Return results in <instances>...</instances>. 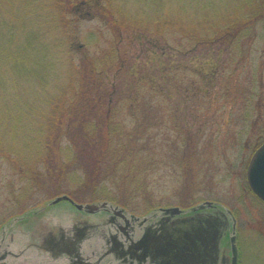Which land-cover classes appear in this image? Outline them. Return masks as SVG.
Returning a JSON list of instances; mask_svg holds the SVG:
<instances>
[{"label":"rangeland","instance_id":"rangeland-1","mask_svg":"<svg viewBox=\"0 0 264 264\" xmlns=\"http://www.w3.org/2000/svg\"><path fill=\"white\" fill-rule=\"evenodd\" d=\"M157 5L154 14L150 0L135 2L139 22L117 31L90 8L81 9L78 38L58 50L54 65L47 63L49 50L33 55L46 65L47 84L31 85L23 100L49 107L35 108L37 116L28 118L42 119L45 130L44 120L54 119L62 132L52 150L56 160L36 164L39 180L0 156V232L21 211L63 193L138 214L207 201L234 217L239 264H264V204L246 181L251 156L264 143L263 0ZM169 20L184 30L162 25ZM3 66L0 57V88ZM71 81L77 93L91 96L71 97ZM11 84L5 83L8 91ZM57 87L62 97L47 100ZM8 94L0 92L2 123L8 121ZM55 106L64 112L54 114ZM28 118L11 132L20 155L32 150L42 129ZM80 118L95 125L89 134L108 137L96 172L70 146V121ZM62 167L60 184H48ZM230 237L231 227L227 246Z\"/></svg>","mask_w":264,"mask_h":264},{"label":"flooded vegetation","instance_id":"flooded-vegetation-1","mask_svg":"<svg viewBox=\"0 0 264 264\" xmlns=\"http://www.w3.org/2000/svg\"><path fill=\"white\" fill-rule=\"evenodd\" d=\"M13 218L1 226L0 264H231L234 217L207 201L138 214L63 193Z\"/></svg>","mask_w":264,"mask_h":264},{"label":"trees","instance_id":"trees-1","mask_svg":"<svg viewBox=\"0 0 264 264\" xmlns=\"http://www.w3.org/2000/svg\"><path fill=\"white\" fill-rule=\"evenodd\" d=\"M138 1L141 2V0H0V57L4 62L3 68L5 69L2 73L4 85L0 88V92L2 94L8 92V97L12 98L10 101L6 99L8 121L6 123L0 121V156H5L12 162L27 167L30 176L34 180H39L38 178L43 174L37 171L36 164L56 160V157L54 159L52 156V150L54 147H59L62 131H60L61 123H57L54 119L46 118L44 120L47 123L45 130L42 119L38 118L39 120L35 122L34 119L28 118L35 114L32 112L35 108L44 111L45 107H49L47 102L35 104L29 102L28 99L26 102L23 100L29 95L28 91L33 90L31 85L45 86L47 84L46 65L43 62L34 61L33 55L49 50L47 63L54 65L52 57L56 53L58 54V50L64 48L66 42L69 43L78 38V14L81 9L86 7L93 10L94 16H99L104 23L116 31L138 23L139 19L137 18L141 14V8L136 9L134 6ZM160 1L150 0L155 8L154 14L157 13V2ZM36 17L38 21L35 19ZM156 19L158 18L154 16L153 20ZM170 24L178 25L180 32L184 30V24L180 25L171 20L164 21L162 25ZM91 72L92 68L89 73ZM8 78H11L12 81ZM7 80L12 83L9 91L5 87ZM67 87H70L71 97L75 99L91 96L85 97L84 91L77 93L75 81H71ZM58 88L47 100L57 101L62 97L61 91L64 89L58 92ZM33 96L37 100L41 99L40 95L33 94ZM59 107H54V114H57L58 111L64 112L62 107ZM75 111L74 107L69 110L70 113ZM35 115L37 116V114ZM23 118H28L32 123H41L42 129L34 141L32 150L25 155H20L18 150L20 146L11 132L21 128L24 123ZM94 128L95 125L91 120L80 118L70 121V132L68 131L70 146L77 150L80 159L83 157L84 162L90 165L87 167L91 169V172L93 169L96 172L106 152L104 147L108 146V137L105 135L97 137L89 134ZM98 147L102 149H98ZM68 160H72L69 151ZM65 173V167L60 168L59 173L53 172V175H49L52 179L47 181L48 184H54L57 187Z\"/></svg>","mask_w":264,"mask_h":264},{"label":"water","instance_id":"water-1","mask_svg":"<svg viewBox=\"0 0 264 264\" xmlns=\"http://www.w3.org/2000/svg\"><path fill=\"white\" fill-rule=\"evenodd\" d=\"M246 180L251 192L264 204V143H262L251 156V159L246 169ZM66 198H67L66 196H63L54 200L53 202L56 203L58 200L66 199ZM85 207L92 208L93 206L86 205ZM78 208H82V206H78ZM169 210L176 213L179 212L178 208H171ZM232 228H233V233L230 239L231 264H237V249L235 246V236H234V228H235L234 220H233Z\"/></svg>","mask_w":264,"mask_h":264}]
</instances>
